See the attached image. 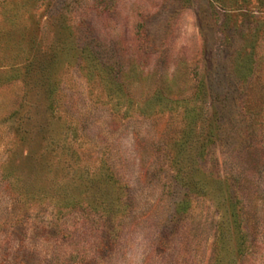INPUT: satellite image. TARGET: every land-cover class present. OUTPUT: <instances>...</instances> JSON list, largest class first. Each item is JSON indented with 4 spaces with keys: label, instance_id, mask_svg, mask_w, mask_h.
<instances>
[{
    "label": "rangeland",
    "instance_id": "1",
    "mask_svg": "<svg viewBox=\"0 0 264 264\" xmlns=\"http://www.w3.org/2000/svg\"><path fill=\"white\" fill-rule=\"evenodd\" d=\"M0 264H264V0H0Z\"/></svg>",
    "mask_w": 264,
    "mask_h": 264
}]
</instances>
